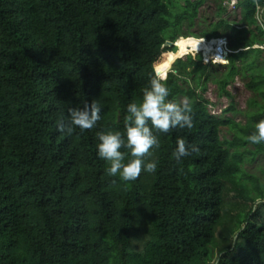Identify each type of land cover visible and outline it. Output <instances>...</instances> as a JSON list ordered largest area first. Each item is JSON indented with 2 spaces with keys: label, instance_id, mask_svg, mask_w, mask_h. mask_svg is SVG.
Instances as JSON below:
<instances>
[{
  "label": "trees",
  "instance_id": "1",
  "mask_svg": "<svg viewBox=\"0 0 264 264\" xmlns=\"http://www.w3.org/2000/svg\"><path fill=\"white\" fill-rule=\"evenodd\" d=\"M202 2L186 1L172 20L167 0H0V264H264V202L256 204L264 187L244 175L246 152L238 151L250 144L264 153L246 139L264 105L244 126L211 115L208 100L179 85L180 76L201 85L214 79L215 66L200 54L177 59L163 81L169 100L189 99L193 127L154 130L159 146L144 160L156 162L155 172L125 183L96 155L97 134L123 132L126 106L139 104L155 68L175 57L168 43L181 52L194 38L179 24ZM257 5L264 9V0L237 1L242 29L223 19L196 37L227 39L231 53L218 79L227 98L239 55L261 52L252 49L264 42ZM247 87L264 88V74ZM95 100L102 108L95 128L57 131L68 108ZM224 126L241 139L222 141ZM181 137L198 151L176 162ZM229 193L241 207L235 214L224 209Z\"/></svg>",
  "mask_w": 264,
  "mask_h": 264
},
{
  "label": "clouds",
  "instance_id": "2",
  "mask_svg": "<svg viewBox=\"0 0 264 264\" xmlns=\"http://www.w3.org/2000/svg\"><path fill=\"white\" fill-rule=\"evenodd\" d=\"M164 80L159 71L155 72L143 90L142 101L126 106L128 115L123 132L110 130L97 134L96 155L106 163L108 176L129 183L137 180L142 170L155 172L156 162L145 163L144 160L150 149L159 146L154 130L168 133L174 128L193 127L189 99L184 97L180 103L169 100L170 89ZM101 112L98 100L83 107L68 108L67 115L64 112V118L57 123V131L71 136L77 129L81 132L91 130L101 119ZM246 139L251 144L264 145V119L255 123L254 131ZM196 151L198 148L187 145L181 137L172 155L176 162H181L190 152Z\"/></svg>",
  "mask_w": 264,
  "mask_h": 264
},
{
  "label": "rangeland",
  "instance_id": "3",
  "mask_svg": "<svg viewBox=\"0 0 264 264\" xmlns=\"http://www.w3.org/2000/svg\"><path fill=\"white\" fill-rule=\"evenodd\" d=\"M167 1H170L172 4L171 13L172 20H174L176 16L183 12L186 1L195 2L198 0ZM233 2H235V0H203L201 6L198 8L197 15L193 20H189L187 18L181 19L179 24L180 34L184 36L194 37L184 41L181 47V53H177L181 56L182 60H185L187 55L190 54L189 52L191 51L189 49H186L188 41H194L195 44L200 45L201 50L194 52L203 53L205 50H209L207 49V46H205L206 44H204L203 38L197 39L196 37H201L208 33L212 28V25L216 24L219 20L224 19L237 29H242L244 27L242 23L241 11L238 7L233 6ZM218 33L219 35L221 34L220 32ZM177 46L178 43L176 44V47ZM177 54L175 55V57L177 56ZM209 55L210 54L208 53L207 57ZM200 56L203 62L204 59L202 54H200ZM238 58L239 60L236 61V65L238 66L237 76L226 87L227 91L231 95V98L225 97L220 92L218 85V79L225 72L224 67L212 64L208 65L209 67L215 66L213 69L211 67V70L214 71V79L210 78L204 85L199 84L197 80H193L188 76H180L179 85L185 91L189 89H195L198 94H200L204 99L208 100L210 103V105L208 106V111L211 115L216 116L222 120L232 121L239 126H244L252 115H255L256 113H260L262 111V106L264 105V101L260 96V91L264 92V88H260L256 91H251L247 87L250 81L257 80L258 76L264 74V67L263 70L261 69L264 62V52L261 51L259 54H257V52H243L239 55ZM242 59H247V63H244ZM172 61L173 60H170L167 65L159 70L164 78L166 74L171 71L170 69L172 67ZM183 98L184 97L178 98V102L180 103ZM219 137L222 141H232L237 138L241 139L238 129L230 128L228 126H224L219 129ZM238 151L242 153L246 152L244 163L242 165V171L244 175L257 178L259 183L264 187V153H255L254 147L250 144H248L245 148H239ZM261 202L264 201H257L256 204H259ZM224 209L225 211L227 210L232 214L240 211L241 207L238 205V201L232 193H229L227 195ZM211 256V263L216 262L218 259L217 248H214L212 250Z\"/></svg>",
  "mask_w": 264,
  "mask_h": 264
},
{
  "label": "built area",
  "instance_id": "4",
  "mask_svg": "<svg viewBox=\"0 0 264 264\" xmlns=\"http://www.w3.org/2000/svg\"><path fill=\"white\" fill-rule=\"evenodd\" d=\"M237 1L238 0H235V2H233V6L237 4ZM255 20L257 26L264 34V9H261L260 6L258 5L256 6ZM215 42L216 43L212 46V51L210 52L209 57L208 58L203 57L204 64H212L219 66L228 65V56L231 53V51L229 50L227 39L219 38V39H215ZM252 49H259L261 51H264V42L262 44L253 45Z\"/></svg>",
  "mask_w": 264,
  "mask_h": 264
},
{
  "label": "bare ground",
  "instance_id": "5",
  "mask_svg": "<svg viewBox=\"0 0 264 264\" xmlns=\"http://www.w3.org/2000/svg\"><path fill=\"white\" fill-rule=\"evenodd\" d=\"M180 39V38H179ZM178 40V39H177ZM186 41V40H185ZM204 41V40H203ZM216 42H215V40L213 39V40H210V41H208V42H205L204 41V44H206L205 46H207L211 51H212V46L215 44ZM176 46V45H175ZM178 47V46H177ZM186 49H189V50H191L192 52H190V53H193L194 51H198V50H201V47H200V45L199 44H195V42L194 41H188V43H187V47H186ZM177 50H178V48H177ZM177 50H176V54L178 53H181V52H177ZM204 52H206V50L204 51ZM200 53V52H199ZM177 54V56L176 57H174V58H172L171 60H173L172 61V63L179 57V58H181V56L180 55H178ZM202 54V53H201ZM204 57V56H203ZM209 57V56H208ZM207 57V58H208ZM205 58V57H204ZM155 71H156V69H155ZM167 77V74H166V76H165V78Z\"/></svg>",
  "mask_w": 264,
  "mask_h": 264
},
{
  "label": "water",
  "instance_id": "6",
  "mask_svg": "<svg viewBox=\"0 0 264 264\" xmlns=\"http://www.w3.org/2000/svg\"><path fill=\"white\" fill-rule=\"evenodd\" d=\"M175 43H176V42H175ZM175 43H174V44H175ZM174 44H171V43L169 44V43H168L169 46H173V47H175V48L177 49V47H176ZM193 53L199 54V52H193ZM177 59H179V57H178ZM177 59H176V60H177ZM176 60H175V61H176ZM175 61H174V62H175ZM174 62H173V63H174ZM173 63H172V65H173ZM155 72H156V71H155Z\"/></svg>",
  "mask_w": 264,
  "mask_h": 264
}]
</instances>
